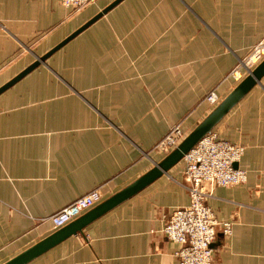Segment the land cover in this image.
Segmentation results:
<instances>
[{"label":"crops","instance_id":"1","mask_svg":"<svg viewBox=\"0 0 264 264\" xmlns=\"http://www.w3.org/2000/svg\"><path fill=\"white\" fill-rule=\"evenodd\" d=\"M115 1L71 13L61 0H0V88ZM263 36L264 0H122L1 92L0 264L64 228L47 220L64 206L95 188L101 204L162 162L155 145L177 124L190 134L234 90L231 70ZM210 132L245 147L248 171L211 188L232 227L218 228L213 264H264V76ZM185 168L26 264H179L162 229L191 201Z\"/></svg>","mask_w":264,"mask_h":264},{"label":"built area","instance_id":"2","mask_svg":"<svg viewBox=\"0 0 264 264\" xmlns=\"http://www.w3.org/2000/svg\"><path fill=\"white\" fill-rule=\"evenodd\" d=\"M95 0H61L65 8L78 13ZM264 60V36L249 48L244 56L238 57L237 64L229 76L242 81ZM213 105L219 103L215 91L206 96ZM186 137L180 124L169 129L167 134L155 145L159 153L168 154ZM245 153V147L209 132L185 155L186 188L191 201L188 205L176 208L165 222L162 232L167 240L181 245L176 252L179 264H213L214 243L218 228L224 234L232 232L230 223H221L208 204L212 187H232L246 183L248 171L236 167ZM102 192L95 188L74 202L61 208L47 218L55 227L61 228L73 222L90 208L102 201Z\"/></svg>","mask_w":264,"mask_h":264},{"label":"water","instance_id":"3","mask_svg":"<svg viewBox=\"0 0 264 264\" xmlns=\"http://www.w3.org/2000/svg\"><path fill=\"white\" fill-rule=\"evenodd\" d=\"M122 0H116L112 4H110L107 8L97 14L94 18L89 20L83 26H81L76 32L66 38L61 44L53 48L48 54L40 57L37 61L31 64L28 68H26L23 72L9 81L7 84L0 88V93L6 90L8 87L13 85L23 76H25L29 71L34 69L36 66L40 64L42 61H46L47 57L55 52L57 49L62 47L65 43H67L70 39L75 37L81 31L86 29L89 25L98 20L101 16L106 14L110 9L116 6ZM264 76V60L257 65V67L246 76L235 88L234 90L223 99L214 110L190 133L188 134L184 140L174 149L169 155L160 162L155 168H153L150 172L146 173L144 176L130 184L125 189L116 193L112 197L103 201L101 204L87 212L86 214L80 216L60 231L55 234L45 238L41 242L37 243L33 247L24 251L20 255L16 256L9 262L5 264H26L33 258L37 257L59 241L65 239L68 236L76 235L82 231V229L93 220L103 215L104 213L110 211L112 208L131 197L139 190H141L145 185L153 181L156 177H158L163 171H167L170 167L180 161L184 155L193 148L198 141L204 137L207 133H209L214 126L239 102V100ZM237 167V164H235ZM218 234V233H217ZM213 245V244H212Z\"/></svg>","mask_w":264,"mask_h":264},{"label":"rangeland","instance_id":"4","mask_svg":"<svg viewBox=\"0 0 264 264\" xmlns=\"http://www.w3.org/2000/svg\"><path fill=\"white\" fill-rule=\"evenodd\" d=\"M71 13H73V12H71ZM241 82V81H240Z\"/></svg>","mask_w":264,"mask_h":264}]
</instances>
